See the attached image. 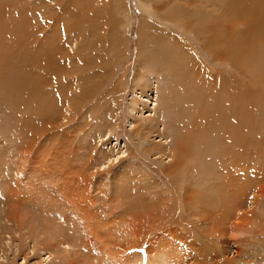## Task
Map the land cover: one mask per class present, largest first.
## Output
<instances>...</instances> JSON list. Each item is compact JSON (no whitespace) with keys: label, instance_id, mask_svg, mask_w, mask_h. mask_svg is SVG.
<instances>
[{"label":"rangeland","instance_id":"1","mask_svg":"<svg viewBox=\"0 0 264 264\" xmlns=\"http://www.w3.org/2000/svg\"><path fill=\"white\" fill-rule=\"evenodd\" d=\"M118 1L111 8L107 0L5 1L0 62L6 65L11 58L16 66L14 59L27 54L34 83L32 116L17 104L12 119L0 113L15 125V132H0V156L22 167L0 191V264H264V79L254 83L242 63L217 61L205 44L232 37L245 41L253 16L230 17V0ZM263 6L256 14L262 27ZM262 39L255 41L264 61ZM138 79L146 84L144 91L137 90ZM192 79L201 81L197 92L205 103L198 117H214L208 108L221 107L224 93L228 100H242L253 121L243 129L247 149L233 147L232 156L218 160V149L202 156L204 165L215 168L223 191L235 195L222 203L225 207L217 204L220 210L215 205L202 211L197 205L199 190L217 185L214 174L187 180L189 157L179 132L187 133L194 121L183 102L189 90L182 84ZM221 81L227 83L223 88ZM137 92H152L154 112L151 104L132 101ZM29 120L33 147L26 150L24 122ZM131 203L138 206L124 209ZM157 207V225L172 220L171 232L165 233L168 251L155 238L129 250L122 237L133 227L144 240L145 227L150 234L149 212ZM183 241L200 243L190 252ZM168 253H176V261Z\"/></svg>","mask_w":264,"mask_h":264},{"label":"bare ground","instance_id":"2","mask_svg":"<svg viewBox=\"0 0 264 264\" xmlns=\"http://www.w3.org/2000/svg\"><path fill=\"white\" fill-rule=\"evenodd\" d=\"M5 1L7 0H0V21L2 20L1 18V13L3 12V10L7 7L6 4H5ZM198 1V0H197ZM200 1V0H199ZM223 1V0H222ZM118 0H107V7L109 6L111 8L112 7H117L119 6L118 5ZM217 2V1H216ZM219 2V0H218ZM221 2V1H220ZM105 3V2H104ZM215 3V2H214ZM10 4V3H9ZM117 4V6H116ZM212 4V3H211ZM222 4V3H221ZM216 5V4H215ZM264 5V0H230L229 1V4H228V8H229V11H230V17H237L238 13L240 15H252L254 17V19H249V25H248V30L245 34V36L247 37V39L244 41H233L235 39L232 40V38L230 39H227L229 41H205V44L206 46L209 44L211 46V53L214 55V58L217 60V61H221V62H230L231 64L233 65H237V64H240L242 63L243 67H242V70L245 71V73H249L252 79V81L254 83H258L259 81L258 80H261L264 79V61L262 59V57L259 55V52L258 50L256 49V46H258L257 42H258V39L260 40V38H264L261 36L260 32H259V29L260 31L262 30L261 29V25H258L257 21L259 19V17L261 18V16L258 14V16L256 15L258 13V10L260 8V6ZM105 6V5H104ZM219 6V5H218ZM121 7V6H120ZM103 8V7H102ZM220 8V7H219ZM217 7V9H219ZM223 8V7H222ZM264 8V6H263ZM106 10V9H105ZM181 11V10H180ZM260 12V11H259ZM222 13V12H221ZM220 14V13H219ZM261 14V13H260ZM181 14H179V17H180ZM182 16V15H181ZM221 16V15H220ZM226 16V15H225ZM185 17V16H184ZM223 17V16H222ZM228 17V16H226ZM263 17V16H262ZM250 18V17H249ZM171 19V18H169ZM168 19V20H169ZM181 20H183V18H180ZM189 19V18H188ZM195 19V18H194ZM219 19V18H218ZM226 19V18H225ZM198 20V19H197ZM210 20V19H209ZM232 20V19H231ZM248 20V19H247ZM177 21V20H176ZM185 21V20H184ZM183 21V23H184ZM192 21V20H191ZM205 21V20H203ZM246 21V20H245ZM202 22V21H201ZM262 22V21H261ZM186 23V22H185ZM194 23V22H193ZM192 23V24H193ZM198 23V22H197ZM223 23V22H222ZM200 25V23H198ZM217 24V23H216ZM264 24V22H263ZM8 25V24H7ZM215 25V24H214ZM222 25V24H221ZM219 26L217 27V29L220 30V27L222 26ZM202 26V25H201ZM217 26V25H216ZM215 26V27H216ZM7 27V26H6ZM206 27V26H205ZM212 27V26H211ZM215 27H212V28H215ZM9 28V27H7ZM210 28V27H209ZM264 29V25L262 27ZM224 29V28H223ZM207 30V28H206ZM14 31V30H13ZM216 31V30H215ZM7 32V31H6ZM210 32V31H209ZM205 33V31L203 32ZM218 35L214 36L215 39L217 38V36H219L221 33L218 31L217 32ZM202 34V32H201ZM210 34H212L211 36H209ZM208 35L207 38H212L213 34H214V31L211 30V33ZM241 34V33H240ZM203 35V34H202ZM236 35L238 36V34L236 33ZM235 35V36H236ZM240 36V35H239ZM238 36V37H239ZM243 36V34H242ZM260 36V38H258ZM19 37V36H18ZM202 37V36H201ZM241 37V36H240ZM244 37V36H243ZM236 38V37H235ZM242 38V37H241ZM218 39V38H217ZM209 40V39H208ZM225 40V39H224ZM236 40H238L236 38ZM241 40V39H240ZM257 42H256V41ZM264 40V39H262ZM252 41V42H250ZM162 42V41H161ZM164 42V41H163ZM4 43V42H3ZM164 44V43H163ZM257 44V45H256ZM264 44V43H263ZM216 45V47L214 46ZM163 46V45H162ZM166 46V45H165ZM8 47V46H7ZM6 47V49H7ZM1 48V46H0ZM2 49V48H1ZM9 49V48H8ZM209 49V48H208ZM259 49V48H258ZM3 50V49H2ZM158 50V49H157ZM165 50V49H163ZM168 51L172 50V49H167ZM1 51V50H0ZM3 52V51H2ZM14 52V51H13ZM24 52V50L22 51ZM30 53V52H29ZM62 53V51H61ZM167 53V52H166ZM24 54H26L24 52ZM264 55V54H263ZM153 56V55H152ZM14 57V56H13ZM31 57H28L27 54L26 56H23V55H20L18 56L17 58H15L14 61L16 63V66L15 64L13 65V62L12 60H9L11 58H9L7 61H8V64L5 65L4 63V67L2 69V62H0V113L1 114H6L7 116H9L11 119L13 117V114L15 112H13V109L12 107H14L16 104L18 105V107H24V109L29 113L31 114V116L33 115V68L31 67ZM33 58V57H32ZM3 59V58H1ZM177 59V58H176ZM25 60H27L28 62V65H29V68L23 64L25 62ZM151 60V59H150ZM155 60V59H154ZM6 61V60H5ZM149 62V61H148ZM26 63V62H25ZM240 66V65H239ZM60 71V70H59ZM182 72H180L181 74ZM257 73L259 75H257ZM191 74V73H190ZM185 76V74H184ZM193 76V75H192ZM248 76V75H247ZM187 77V76H186ZM201 78V77H200ZM184 78H182L183 80ZM203 79V78H202ZM212 79V77H211ZM181 80V81H182ZM188 80V79H187ZM199 80V79H198ZM140 79L137 80V85H138V91H144L146 89V84H141L140 82ZM183 81V87L184 89L187 88L189 90V97H185L183 102L186 103L189 107V109L192 111L191 113V120H194L193 121V124H192V121L190 122V128L188 130H186L187 133H180L179 132V135H181V144L184 148V151H185V156L186 157H189V158H186L187 161V168H188V178L187 180L191 179V178H194L192 176L194 175H197L198 176V179L199 180H207V176H209V179H211L210 177H215L213 179H216L218 180V183L217 185H215L214 187L212 188H207L206 191H201L199 190V192L197 193L198 195V203L197 205L201 208V210L203 211V208L207 207V206H215L217 204H222L224 203V201H228L229 199H233L232 196H235L233 193L229 192V194H226V192H224L223 190H225L222 185H221V182H220V179H218L216 177L217 175V172L215 174V168H211V166H206V164L204 165L202 163V156L206 158V154L207 153H211V151H214L216 149H218V157H217V160L220 159V158H225L226 155H230L232 156L231 154V151L233 149V147H241L242 149H247V147H245V144L247 143V133L244 134L243 133V129L245 128L246 126V129H248L247 127H252L253 124L252 122L249 120L250 119V113L248 111V109H246L245 105L243 104V102L241 103V101L238 99V101L241 103H238L237 102V99L235 97H232L231 100L227 98V96L225 95L224 96V93L222 94L223 95V99L222 101H219V103L221 102V107H216V109H214V107L211 106V108H208V110H210L212 113H214V117H211L210 119L207 118V117H198L197 114H199V112H203L205 109L204 105V101L202 100L203 98L200 96L201 93H198L197 92V89L200 88V82L199 81H196V79H192V81H187L185 82ZM264 82V81H262ZM262 82H261V85H262ZM222 88L224 86V84L226 82H222ZM36 84V83H35ZM227 84V83H226ZM178 85H179V82H178ZM180 86V85H179ZM227 86V85H226ZM182 87V88H183ZM195 87V89H194ZM228 87V86H227ZM135 88V87H134ZM181 88V89H182ZM264 88V87H263ZM186 90V89H185ZM201 90V89H200ZM199 90V91H200ZM261 90V89H260ZM37 92V91H35ZM224 92V91H223ZM184 93V92H183ZM136 95L135 96H139V98H134V103L135 104H138L139 102V105L140 103L143 104L144 106L146 105V103H149L152 105V108H150V110L152 112H154V108L156 107V104L154 103V100L153 98L151 97L152 95V92L151 93H148V92H145V93H135ZM221 95V94H220ZM219 96V95H218ZM181 97V96H180ZM239 97V96H238ZM264 97V96H263ZM35 98V97H34ZM82 98V97H81ZM214 98V97H212ZM222 97H220L221 99ZM180 99V98H179ZM182 99V98H181ZM217 99V97H216ZM225 100V101H224ZM261 100H262V97H261ZM79 101V100H78ZM77 101V102H78ZM182 101V100H181ZM216 101V100H215ZM264 102V100H262ZM37 102V101H36ZM224 102L227 104L226 107L224 108L223 104ZM75 103V102H74ZM133 103V102H132ZM211 104H214L216 105L215 103H211ZM210 104V105H211ZM261 104V102H260ZM263 104V103H262ZM76 105V104H75ZM142 105V106H143ZM217 106V105H216ZM232 106V107H231ZM262 107V106H261ZM187 108V107H186ZM188 109V110H189ZM132 111V110H131ZM141 111V109H140ZM136 112V111H135ZM138 112V111H137ZM209 112V111H208ZM211 113V114H212ZM264 114V113H263ZM1 117V116H0ZM5 117V116H4ZM15 117V116H14ZM139 117V116H138ZM149 117H152V116H149ZM195 117V118H193ZM145 118V117H143ZM201 118V119H199ZM248 118L249 121H246L245 119ZM235 119V120H234ZM253 119V118H252ZM139 120V119H137ZM210 121L211 123L209 124L207 121ZM234 120V122H233ZM236 121V122H235ZM242 121V122H241ZM202 123V126L201 127H195L196 124L198 123ZM239 122V123H238ZM241 122V123H240ZM263 122V121H262ZM141 123V122H140ZM247 124V125H244V124ZM30 124H32V120H29L28 121H25L24 122V127L25 128V131H26V135H28V137H26V141H25V148L26 150H30L32 149L33 147V135H32V127ZM139 124V122H138ZM142 124V123H141ZM141 124H139L140 126H142ZM217 125L215 126L214 128L212 127L213 125ZM254 126H255V123H254ZM133 127V126H132ZM263 128V127H262ZM133 129V128H132ZM236 129H239L237 132ZM256 129V127H255ZM261 129V128H259ZM12 130V131H11ZM136 130V129H135ZM253 130V129H252ZM138 131V130H136ZM249 131V130H246V132ZM258 131V130H257ZM0 132L4 133V134H10L11 132H15V125L13 124L12 127L11 125L9 124L8 121H4L2 119H0ZM143 132V131H142ZM158 132V131H157ZM0 133V134H1ZM136 133V132H135ZM223 134V135H222ZM249 134V133H248ZM256 134V133H255ZM143 135V134H142ZM146 136V135H144ZM222 140V142H217L219 141V139ZM29 138V139H28ZM145 138V137H144ZM227 138H230V145L227 144L225 141ZM178 140V139H176ZM228 140V139H227ZM257 140V139H256ZM248 141H251V139H249ZM264 142V141H263ZM262 142V143H263ZM158 143V142H157ZM180 143V142H179ZM215 147V148H212L211 147V144ZM251 143V142H249ZM253 143V141H252ZM257 143V142H255ZM253 143V144H255ZM210 144V145H209ZM259 144V143H258ZM178 145V144H177ZM252 144H250L249 146L251 147ZM257 145V144H256ZM255 145V148L256 147H259L258 145L256 146ZM260 145H261V142H260ZM247 146V145H246ZM248 146V148H249ZM253 146V145H252ZM262 146V145H261ZM264 146V145H263ZM179 147V146H178ZM178 147H175V148H178ZM260 148H263V147H260ZM16 150L19 149L18 146L15 147ZM150 149H153L149 147V150ZM164 149V148H163ZM200 149V150H199ZM202 149H205L202 153H201V150ZM244 149V150H245ZM259 149V148H258ZM257 149V150H258ZM180 150V149H178ZM182 150V148H181ZM194 150H198L199 153L198 154V157H199V154L201 157H199L201 159V163H197V164H194L193 161H199V158H196V155L194 154ZM256 150V149H255ZM4 149H0V154H2L3 156V152ZM228 151H230L228 153ZM180 152V151H179ZM28 153V152H27ZM25 153L24 154V157L25 155L27 154ZM182 153H183V150H182ZM215 153V151H214ZM262 152H260L261 154ZM176 154L178 155L177 151H176ZM176 155V156H177ZM181 155V154H180ZM215 155V154H214ZM0 156V174H2V176L0 175V191L1 189L3 188H6V187H9L13 182H11V180H14V176H17L21 170H22V167H21V162H16V163H13V159H10L8 158V160L6 161L7 157H2ZM180 157V156H178ZM181 158V157H180ZM182 159V158H181ZM184 161V160H183ZM19 163V164H17ZM177 164V162H176ZM180 164V163H179ZM185 164V166H186ZM11 166H14V167H17V171H13ZM5 168H7L6 171H3ZM214 174V175H213ZM246 183V182H245ZM224 184V183H222ZM228 184V183H227ZM227 186V185H226ZM5 191V190H4ZM237 195L240 194V192H235ZM14 194V193H13ZM16 195V194H15ZM236 195V197H237ZM4 196V195H3ZM11 196V195H10ZM6 197V196H5ZM14 197V196H13ZM236 197L234 198V200L236 199ZM16 198V197H15ZM1 200V199H0ZM5 200V199H4ZM232 200V202L234 201ZM239 201V200H238ZM231 202V201H230ZM240 202V201H239ZM237 203V202H236ZM3 203L0 201V205H2ZM74 204V203H73ZM225 204V203H224ZM222 204V205H224ZM231 205V204H230ZM233 205V204H232ZM231 205V206H232ZM235 205V204H234ZM138 206V203H131V205L125 207L124 209H126L127 211L130 210V209H133V208H136ZM218 206V210L219 209V205ZM217 206H216V209H217ZM228 206V205H227ZM230 206V207H231ZM238 206V205H237ZM160 207H161V204H160ZM160 207H157L155 209H152L150 212H149V218H150V228H149V232L150 234H147L146 232V227H145V231H144V240H142V235H138L134 228L132 227V234L130 232V230H128V232L125 234V240L123 239L122 237V242L124 243H127L128 246H129V250L131 249H135V248H139L140 247V244L143 242V241H146V242H154V239H156V241L158 242L159 241V245L161 244L160 243V240L163 242V245H160L162 248L163 251H168V248L166 247L165 245V242L168 241V238L167 236L165 237V233L167 231L171 232L170 231V228L169 227V223H171L172 220L169 219H165L163 220L162 219V222L160 225H157L156 222H157V218L158 216H156L157 214L156 213V210H158V208ZM170 207V206H169ZM225 207V205H224ZM172 208V207H171ZM214 207H211V209H213ZM234 209V208H233ZM161 210V209H160ZM164 210V209H162ZM224 210V208H223ZM230 210V208H229ZM231 211V210H230ZM229 211V212H230ZM235 211V210H234ZM193 212V211H192ZM198 213V212H197ZM196 213V215H198ZM205 213V212H204ZM167 214V213H166ZM203 214V213H202ZM200 214V215H202ZM168 215V214H167ZM192 215H194L192 213ZM204 216V214H203ZM230 216V214H229ZM160 217V216H159ZM200 218V216H198ZM192 219V218H191ZM203 218L201 217L200 220H202ZM205 219V218H204ZM198 220V221H200ZM136 221V220H135ZM135 221L133 220L131 224H135ZM184 221V219H183ZM193 221V220H192ZM201 222V221H200ZM212 223V222H211ZM45 224V223H44ZM47 224V223H46ZM177 224V223H176ZM202 224V223H201ZM199 226V225H198ZM143 229L144 227L141 226ZM47 231H50V229L48 228ZM54 232V231H53ZM156 232H160L159 234H157ZM79 234L81 232H78ZM124 233V231H123ZM152 234V235H151ZM151 235V237H150ZM174 236V235H173ZM176 239V238H175ZM224 239V238H223ZM174 240V239H173ZM172 240V241H173ZM183 240V239H182ZM181 240V241H182ZM189 240V239H188ZM218 240V239H217ZM191 241V240H190ZM174 242V241H173ZM69 243V242H68ZM183 243H185L183 241ZM200 243V242H199ZM199 243H193V242H189V243H185L187 245V247L189 248V251L192 252V251H195L197 248H198V244ZM204 243V242H203ZM122 244V243H121ZM147 244V243H146ZM205 244V243H204ZM127 246V245H125ZM44 248V247H43ZM124 249L127 247H123ZM211 248V247H210ZM214 249V247H213ZM221 249V248H220ZM211 251H212V248H211ZM216 251V250H215ZM189 252V253H190ZM213 253V252H212ZM211 253V254H212ZM224 254V252H222ZM176 253H168V256L169 258H171L172 260L176 261L174 259V256H175ZM194 255V253H193ZM195 259L197 258L196 256V253H195ZM213 256V255H212ZM219 256V255H218ZM190 258V256H188ZM187 257V258H188ZM192 257V255H191ZM223 257V256H222ZM221 257V258H222ZM89 258V257H88ZM176 258V257H175ZM186 258V259H187ZM194 258V257H193ZM218 259V258H217ZM197 260V259H196ZM209 260V259H208ZM216 260V259H215ZM186 261V260H185ZM194 261V260H193ZM214 262V260H213ZM88 263V262H87ZM184 263V262H183ZM211 263V262H210ZM185 264V263H184ZM193 264V263H192ZM224 264V263H223ZM227 264V263H226Z\"/></svg>","mask_w":264,"mask_h":264}]
</instances>
